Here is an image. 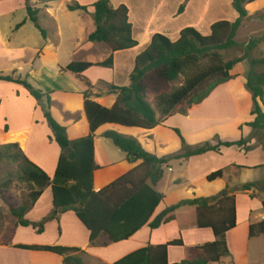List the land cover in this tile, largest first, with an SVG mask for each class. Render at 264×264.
Masks as SVG:
<instances>
[{"label": "crops", "instance_id": "crops-1", "mask_svg": "<svg viewBox=\"0 0 264 264\" xmlns=\"http://www.w3.org/2000/svg\"><path fill=\"white\" fill-rule=\"evenodd\" d=\"M98 1L30 0L31 6L39 12L36 24L28 16L25 0H0V75L28 77L36 88L49 95L52 115L67 128L72 140L90 133L85 94L91 102L113 108L118 97L110 92V86L130 84L136 58L148 49L155 35L161 34L176 42L184 29L192 27L208 36L213 24L227 20L226 17L207 20L206 13L215 0L202 1L204 11H198L193 18L188 16L196 0H111L114 9L128 8L133 37L138 42L134 49L112 53L108 45L88 41L96 30L93 5ZM184 3L185 11L179 14ZM74 4L88 7V11H69L68 6ZM254 4L247 7L249 17ZM236 14H231V22L239 17ZM183 19L187 20L181 23ZM110 59L112 66H104ZM84 63L94 66L80 74L65 70L72 64ZM249 71L246 62L237 65L231 72L234 79L217 87L202 104L168 117L154 129L102 126L95 137V161L100 170L94 175V190H103L142 165L141 161L128 162L126 154L103 137L106 132L134 138L147 152L159 158L182 153V142L176 130L193 148L207 142L216 145L217 137L222 142L249 139L243 147H222L218 153L171 161L155 188L164 199L151 219L181 201L214 197L229 188L236 196L237 226L226 236L231 256L223 259V263L245 264L250 259L251 244L264 238L262 235L250 239V226L264 221V198L252 197L255 192L260 193L264 185V132L254 134L247 126L255 120L253 98L246 89ZM227 105L236 112L234 116L225 113ZM52 138L44 113L29 92L20 85L0 81V146L17 144L30 161L53 179L61 149ZM219 170L225 171L223 178L208 182L207 177ZM247 184L257 189L242 191ZM52 211V189L47 188L26 213V220L40 223ZM179 238L186 248L215 241L211 229L198 228L196 210L192 207L179 209L174 221L156 230L146 225L127 241L113 244L103 236L92 246L90 233L75 212L60 214L47 222L43 233H39L33 226H21L9 205L0 200V264H65L59 255L22 250L17 246L77 248L84 252V264H115L138 249ZM253 250L255 253V247ZM168 256L170 264L180 263L186 259L187 251L183 247H170Z\"/></svg>", "mask_w": 264, "mask_h": 264}, {"label": "trees", "instance_id": "trees-1", "mask_svg": "<svg viewBox=\"0 0 264 264\" xmlns=\"http://www.w3.org/2000/svg\"><path fill=\"white\" fill-rule=\"evenodd\" d=\"M261 0H232V7L239 17L235 22L219 21L212 25L211 34L202 35L195 28L184 29L178 41L157 34L147 50L135 61L130 84L126 87L110 86L111 93L117 95L113 108L107 109L90 101L85 94V111L90 125L88 136L72 140L67 128L62 126L51 113V98L36 88L28 77L0 75V81L22 86L38 102L53 138L61 149L55 177L51 179L46 172L35 165L22 152L17 144L0 146V163L15 164L16 170L0 181V200L11 208L12 214L23 227L33 226L43 233L45 225L60 214L73 211L90 233V244L95 246L98 239L107 236L111 243L129 240L146 225L156 230L175 220V213L183 207L195 208L199 229H211L215 241L195 248H186L182 238L163 245L147 246L123 257L115 264H170V247H183L187 257L175 264H224L223 259L231 256L227 244V234L236 228V196L225 189L209 198L184 200L167 208L151 221L164 195L156 191L163 179L165 169L171 161L203 156L210 152H220L222 147H243L249 139L238 142H222L213 145L207 142L193 148L189 146L181 133L176 130L182 142V153L167 158H159L147 152L134 138H128L116 132H106L103 137L126 154L130 163L142 162L131 173L121 177L110 186L96 192L94 175L100 170L95 161L96 132L104 125H119L126 128L151 130L163 120L202 104L214 90L234 79L231 72L241 63H248L246 89L251 93L255 120L247 124L255 132H264V58L253 59L251 54L264 42V36L253 37L247 43H239L236 36L244 21L249 17L248 6ZM188 2V0H187ZM30 20L38 23V10L30 0H25ZM93 19L96 30L88 38L91 43H104L112 53L127 51L138 46L133 37L132 24L129 22V10L126 6L114 9L111 0H99L93 5ZM186 3L179 14L185 11ZM71 12H87L88 7L79 4L69 5ZM243 48L244 54L225 62L221 52ZM94 65L91 63L72 64L65 70L76 74L84 73ZM112 66V60L104 64ZM262 69V71H258ZM185 76L184 84L167 94H157L156 101L162 109L160 120L158 111L148 100L149 88L160 89ZM209 84V85H208ZM206 86V89L200 90ZM184 107V108H183ZM224 170L207 177L208 182L221 179ZM141 176H138L140 175ZM19 184L28 186V201L19 204L12 196L14 187ZM52 189L53 211L40 223L26 220V213L35 205L47 189ZM257 189L253 184L243 186L242 191ZM253 198H256L253 194ZM264 207V203H263ZM151 221V222H150ZM264 235V221L250 226V239ZM18 249L44 251L64 258L65 264H84V252L77 248L62 246H17Z\"/></svg>", "mask_w": 264, "mask_h": 264}, {"label": "rangeland", "instance_id": "rangeland-1", "mask_svg": "<svg viewBox=\"0 0 264 264\" xmlns=\"http://www.w3.org/2000/svg\"><path fill=\"white\" fill-rule=\"evenodd\" d=\"M202 1H204V0H196L194 7L192 8L190 15L188 16L189 18H193V17L197 16L198 11H204L205 6H202ZM176 2H177V0H176ZM214 2H216V3H214ZM256 4L253 5V6H255L254 7L255 9H253V11H252V16L248 17L244 21V23L242 25L243 27L241 28V30L239 29L240 31H238V33H237L236 41L239 43H247L253 37L264 36V32H262V26L264 24V1L256 3ZM212 5L213 6L209 7L210 12L207 11V13H206L207 20L224 19V17H226L227 20L230 21V17H232L233 14L237 15L236 12L233 10L232 0H215V1H213ZM215 5H216V7H215ZM176 9H178V7H176ZM38 13H37V15H38ZM231 14H232V16H231ZM20 16L21 15H17V17H20ZM186 20L187 19H183L181 21V23L185 22ZM2 26L5 27L4 24H2ZM243 54H244L243 48H238V49L236 48V49H231L228 51L221 52V55H222L223 60L225 62H228L230 60L238 58V57L242 56ZM251 58H253V59L264 58V42L257 48L256 51H254L251 54ZM246 64H247V66H249L248 63H246ZM258 71H262V69H258ZM184 82H185V76L182 75V76H180L178 81L171 83L169 85H163L160 89L149 88L148 100L153 105V107L158 111V117L160 120L163 118V113H162V109L160 108L158 102L156 101L157 100L156 99L157 94H167L171 91H175V90L179 89L184 84ZM205 89H206V86H204L200 91L203 92ZM225 113H227L229 116H234L236 112H234V109L230 105H227L226 109H225ZM262 138L263 137L260 136L259 140L262 141ZM15 170H16L15 164L11 165L5 161L1 162L0 163V181L4 180V178H6V176L9 173L14 172ZM138 176H141V174ZM14 190L15 191L12 192V196L16 202L19 203V198H20L19 196H21L20 199L22 200L20 203L28 201L29 190H28L27 185L19 184V185H17V187H14ZM254 195L257 197L262 196V198H264V185L261 186L260 193L255 192ZM253 247H255V249H256L255 253L252 252V251H254ZM178 250H179L178 252H180V253L183 252L181 249H178ZM250 250H251L250 259L245 261V264H264V238L261 240H255L251 244ZM238 264H242V263H238Z\"/></svg>", "mask_w": 264, "mask_h": 264}]
</instances>
